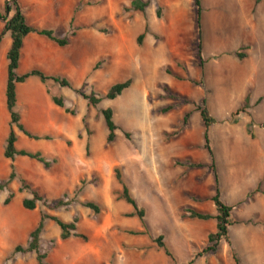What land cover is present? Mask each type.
I'll return each instance as SVG.
<instances>
[{"label":"rangeland","instance_id":"1","mask_svg":"<svg viewBox=\"0 0 264 264\" xmlns=\"http://www.w3.org/2000/svg\"><path fill=\"white\" fill-rule=\"evenodd\" d=\"M19 1L34 15L58 16V31L63 36L76 32L63 48L71 62L63 76L75 88L86 94L94 91L100 97L116 82L129 79L131 84L115 100L103 99L93 107L73 90L48 82L47 91L63 95L65 107L74 115L54 105L50 97L55 111L40 96L35 106L18 102L16 109L26 127L50 139L33 140L17 132V148L39 151L56 162L45 169L26 157L13 161L17 174L47 203L38 201L34 209H25L22 200L31 195L26 190L18 191V178L0 190V264H37L34 252L15 253L13 249L26 246L28 234L42 213L65 222L77 218L76 233L84 237L61 240L59 227L46 220L40 249L50 264H188L192 258L191 264H234L231 249L241 264H263L254 254L255 249L264 250V224L254 221L264 223V2L259 12L254 0H202L198 39L193 0H149L144 16L123 10L130 0ZM157 5L163 9L164 19H158L163 24L155 23L152 28L163 33L171 29L181 39L176 53H171L167 45L161 54L153 50L149 41L146 43L151 31L141 45L137 44L148 17H156ZM76 6L80 10L70 26ZM152 35L155 44L168 40L165 35ZM240 48L245 55L242 60L233 55ZM97 61H101L100 67L92 71ZM4 63L5 55L0 56V65ZM164 87L189 103L171 99ZM247 94L249 105L235 115ZM202 99L212 119L208 127L212 168L203 147V123L196 111ZM169 105L176 107L162 113ZM107 107L112 108L118 126L112 143L106 142L107 129L100 113ZM187 113L188 121L183 126ZM52 121L68 129L62 134L49 132ZM46 130L48 133L42 134ZM124 132L129 133L128 139ZM186 159L203 166L190 169L176 164ZM9 164L6 159V173L0 181L9 174ZM115 167L121 169L130 194L145 210L147 234L128 232L142 227L137 217L127 216L131 206L118 198L121 186L114 178ZM215 173L222 199L234 207L233 216L239 223L229 229L230 247L222 242L216 254L197 256L208 233L215 230V221L191 219L189 210L215 214L208 200L214 194ZM10 191L13 198L4 205ZM190 196L206 200L196 202ZM59 198L69 204L49 209L48 205ZM84 201L95 202L100 213L83 207ZM159 235L164 237L172 258L154 242Z\"/></svg>","mask_w":264,"mask_h":264},{"label":"trees","instance_id":"2","mask_svg":"<svg viewBox=\"0 0 264 264\" xmlns=\"http://www.w3.org/2000/svg\"><path fill=\"white\" fill-rule=\"evenodd\" d=\"M260 0H255V4H258ZM202 0H193V4L196 9V15H197V28H198V39H200V20H201V14H202ZM150 1L149 0H130L129 7L123 6L124 11H132L134 13H139L141 15H145V10L149 6ZM80 10V7L76 6L73 10V14L70 20V26H72L74 21L75 14ZM155 16L157 19L161 20L164 19L163 15V9L160 5H157L155 9ZM0 20L4 22V28L0 32V43L3 40L5 33H8L11 38V44L9 49L6 52L5 58L7 61V68H6V86H5V105L6 110L9 114V130L7 133V137L5 140V145L3 149V156L5 159L10 161L9 168L10 172L7 175V177L0 181V190L6 189L11 182H13L16 178L19 180V188L18 191L21 192L23 190H26L31 195L30 198H24L22 200V206L25 209L32 210L35 208L36 203L44 202L47 203L45 197L39 193V191L32 187L29 183H27L22 177H20L17 174V170L15 165L13 164V161L16 157H26L32 160H35L43 165L45 169L50 168V166L56 162V159H48L46 156H44L41 152L36 151H28L26 149H19L16 146L18 135L17 132L22 133L26 137L33 139V140H49V136L44 135L41 136L39 134L33 133L30 130L26 128V126L22 122V116L17 111V85L20 83L25 82L30 77H37L43 84H47L48 82H53L56 85H58L60 88H68L73 90L75 93L79 94L83 99H85L88 103V105H91L93 107H97L98 104L103 100H115L117 97H119L122 92L127 89L131 81L129 79L122 81V82H116L109 86L107 91L104 95L98 97L97 94L94 91H91L90 93L86 94L82 92L80 89L75 88L71 81L67 77H61L56 75H48L45 72L39 70V69H31L25 73L18 74L17 69L19 66V61L21 57V48L23 46V41L25 37L29 34H37L40 36H43L53 43L57 44L60 47H66L69 45L70 37H73L76 35L75 31H71L69 35H65L63 37H57L54 34V31L49 28H40L37 26H32L27 23V17L24 12L23 7L21 6L19 0H5L0 6ZM103 32V31H102ZM149 26L147 23H145L144 30L142 33H140L137 38V44L141 45L142 41L147 33H149ZM155 38H158L155 35ZM239 60H242L245 55L238 49L233 53ZM197 56L201 57V41L198 40L197 44ZM176 64L181 67L182 65L179 62H176ZM101 65V61H97L93 67L92 71L98 70ZM168 74H171L169 71H167ZM172 75V74H171ZM176 79L183 80V78L178 77L174 75ZM190 82H196L192 79H187ZM164 92L169 95V97L173 100H181L182 104L189 103L188 99L185 97H182L176 93H173L170 91L168 87H164ZM50 95L51 102L56 105L57 107L64 109L66 113H69L71 115H74V111H71L65 107L64 104V96H56L52 95L48 91ZM180 104V103H179ZM249 105V95L247 94L244 98V102L241 107L237 108V110L234 112V114H238L239 112H242V108L247 107ZM176 106L169 105L168 107L162 109V113H166L172 108ZM196 111L199 112L200 119L203 123L204 127V133H203V141H204V149L207 151V155L209 158V161L211 163V168L214 165V155L213 151L210 147V141H209V134H208V127L211 123L212 119H210L207 115V110L205 108V99H202L199 104L196 106ZM100 113L102 114V117L104 119V123L107 129V135H106V142L112 143L116 138V130L118 129L117 124L115 123L113 119V111L112 108L107 107L100 109ZM189 114H185L182 119L183 126H186L188 121ZM83 127L86 130L87 133H89L87 124L83 120ZM125 137L129 138V133L124 132ZM87 154L89 153L90 149V142H86L85 146ZM178 166H185L187 168H199L203 166L201 163H195L192 162L190 159H186L185 162H176ZM114 178L116 182L121 186V190L118 194V198L126 202L128 205L131 206L132 212L129 213L128 217H137L139 220L142 230H129L128 232L132 235H144L147 234V224L145 222V210L142 207H139L135 198L130 194V191L126 185V182L124 180L123 173L120 168L115 167L113 169ZM215 179V190L214 194L208 199L210 200L214 207H215V214H210L206 212L197 211L195 209L189 210V217L191 219H197L201 221H207V220H214L215 221V230L213 232H209L206 241L204 243L203 248L201 249L200 253L197 254V256H200L202 254H216L219 250V246L222 242H225L228 244V246H231L230 243V233L229 229L230 227L238 224V220L234 218L233 216V206L228 205L224 202L221 196V192L218 186V177L216 173L214 174ZM80 188L77 189L79 191ZM14 193L12 191L9 192L8 196L4 199L3 204L7 205L10 203L11 199L13 198ZM193 201H205L206 198H201L197 196H190ZM69 204L68 200H64L63 198H59L54 202L52 206L48 205V208L51 210L57 209L59 207L67 206ZM82 206L85 208H88L89 210L93 211L95 214H99L101 211V208L99 205H97L95 202L92 201H84L81 202ZM46 220H52L60 230V239L61 240H67L71 237H81L84 238L82 235H79L76 233L77 230V218H74L70 222H65L58 218L57 216L49 215L46 213H42L40 216V219L35 226L33 230H31L28 234V239L26 242V246L17 245L14 247L13 252H34L36 257L37 264H50L47 260V254L44 252H41L40 249V241H41V234L44 230L45 221ZM250 222V221H249ZM252 222V221H251ZM255 224L260 225L264 224L260 221H254ZM164 237L162 235L157 236L155 238L154 242L157 244V246L165 252L167 256L172 258V253L169 249V247L165 244L163 241ZM232 259L234 264H241L238 256L236 253L231 249ZM193 262L192 260L189 261L188 264H191Z\"/></svg>","mask_w":264,"mask_h":264},{"label":"crops","instance_id":"3","mask_svg":"<svg viewBox=\"0 0 264 264\" xmlns=\"http://www.w3.org/2000/svg\"><path fill=\"white\" fill-rule=\"evenodd\" d=\"M263 2L264 0H260L258 2L257 4L258 11H259L260 5ZM254 3H255V0H254ZM2 4L3 3H0V5ZM20 4L24 9L28 24L32 26H37L40 28L52 29L54 31V34L57 37H60V38L63 37V34H61L58 31V25H59L58 24L59 19L57 18L58 16L56 17L54 13L52 15L50 13L48 15H41V16L34 15L30 11L28 12L26 10L25 4H22V3ZM155 23L163 24V22L158 21L156 17L149 16L148 26H149L151 33L147 35L146 43L147 41H149L148 43L152 45V48H154L153 50L155 51L157 50L158 52L160 51V54H161V49L165 45H167V47L169 46L171 47L170 48L171 53H176L178 51L176 46L179 44L178 41H181V39H177V36L174 35V33L170 32L171 29H168L166 33L155 31L152 28V25ZM67 27H69V21H67ZM3 28H4V22L0 20V32L3 30ZM152 33L160 34L162 36L165 35L168 39L167 42L164 43V42L159 41L157 44H155ZM171 42L173 43L171 44ZM1 44H2V48L0 50V56H4L6 55V52L9 49L10 44H11V38L8 33H5V36L3 40L1 41ZM63 48L65 47H60L43 36L33 34V33L27 35L23 41V46L21 48V57H20L17 73L22 74L31 69H39L48 75H56V76L65 77L63 75H65V73L69 71L71 67L70 65L71 62H70L69 56L67 54H64ZM150 65L151 64L148 62V66ZM6 68H7V61H6V64L4 63L0 65V176H5V173H6V170H5V160L6 159L3 156V149H4L5 140H6L7 133H8L6 132V127L8 125V130H9V120H10L9 114L6 110V105H5ZM38 96H40L43 100H45V102H48L52 110L54 111L56 110V108L52 105V103L48 101L50 95L47 91L46 84H43L37 77H30L25 82L17 85V104L19 101L20 102L24 101L27 107H30L31 105L35 106ZM5 110L7 114L5 113ZM48 129H49V132H56L58 134H62L63 131L67 130L68 128L64 127L62 124H58L57 121H52L49 124ZM30 131L36 134H40L32 130ZM43 133L47 134L48 132L46 130V132H42V134ZM46 152H51V149H47ZM2 156L5 160L2 158ZM259 181H260L259 178L255 179L256 183H259ZM259 218L263 220V217H259ZM263 244H264V241H263ZM255 246H254V249H255ZM257 251L258 250L255 249L256 254L254 255L255 256L259 255V259L261 258L264 264V250L258 251V252Z\"/></svg>","mask_w":264,"mask_h":264},{"label":"bare ground","instance_id":"4","mask_svg":"<svg viewBox=\"0 0 264 264\" xmlns=\"http://www.w3.org/2000/svg\"><path fill=\"white\" fill-rule=\"evenodd\" d=\"M127 111V110H126Z\"/></svg>","mask_w":264,"mask_h":264}]
</instances>
